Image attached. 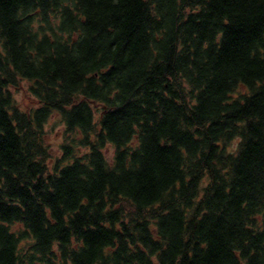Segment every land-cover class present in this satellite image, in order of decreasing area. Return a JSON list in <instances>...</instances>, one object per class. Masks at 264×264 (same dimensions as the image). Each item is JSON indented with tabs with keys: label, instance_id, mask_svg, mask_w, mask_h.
<instances>
[{
	"label": "trees",
	"instance_id": "16d2710c",
	"mask_svg": "<svg viewBox=\"0 0 264 264\" xmlns=\"http://www.w3.org/2000/svg\"><path fill=\"white\" fill-rule=\"evenodd\" d=\"M0 264H264V0H0Z\"/></svg>",
	"mask_w": 264,
	"mask_h": 264
},
{
	"label": "rangeland",
	"instance_id": "374dc122",
	"mask_svg": "<svg viewBox=\"0 0 264 264\" xmlns=\"http://www.w3.org/2000/svg\"><path fill=\"white\" fill-rule=\"evenodd\" d=\"M11 93L15 99V101L22 107L30 108L37 104V101L29 95L28 84L26 81H21L18 87H11ZM45 136L44 140L49 148L51 159L48 161L49 169L52 168L54 161L60 157V145L62 143H66L68 138H65L63 133V123L60 119V115L57 112H54L51 117L48 119L45 125ZM86 151V148L76 149L75 153L77 155H81ZM105 152L108 156L112 155L113 148L111 146H107Z\"/></svg>",
	"mask_w": 264,
	"mask_h": 264
}]
</instances>
